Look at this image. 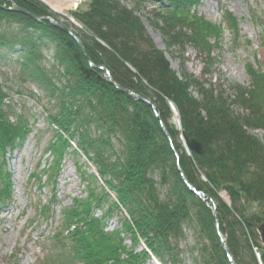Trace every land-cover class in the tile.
<instances>
[{
	"label": "trees",
	"instance_id": "obj_1",
	"mask_svg": "<svg viewBox=\"0 0 264 264\" xmlns=\"http://www.w3.org/2000/svg\"><path fill=\"white\" fill-rule=\"evenodd\" d=\"M85 1L86 8L70 11L78 24L74 25L41 0H0V60L15 67L14 80L44 107L52 133L45 148L49 159L29 175L36 188L49 189L40 217L47 220L54 215L55 185L66 156L81 153L99 178L75 163L85 196L73 197L61 207L58 230L50 240L41 238L56 251L49 261L147 264L149 253L136 250L142 240L160 262L182 264L181 243L185 228L191 227L192 264H231L228 255L235 264H264L257 230L264 223V137L251 133L264 130V73L248 65L250 84L232 87V98L215 80L186 73L181 58L184 46L190 44L208 59L203 75L208 74L211 43H219L223 33L221 24L191 13L198 0H166V6L161 3L149 15L166 47L180 49L181 74L155 45L135 8L122 0ZM133 1L140 5L141 0ZM12 4L26 13L10 10ZM32 15L52 17L71 28L84 53L67 32ZM226 20L237 38V19L228 13ZM101 66L115 84L147 98L154 109L118 89ZM11 89L0 82L1 208L11 199L5 153L31 130L24 107L9 97ZM235 105L245 112H236ZM182 133L200 141L204 151L183 147ZM99 180L103 185H97ZM186 182L211 198L216 217L209 201L201 200ZM99 208L102 212L97 216L94 209ZM117 213L119 228L106 230Z\"/></svg>",
	"mask_w": 264,
	"mask_h": 264
},
{
	"label": "rangeland",
	"instance_id": "obj_2",
	"mask_svg": "<svg viewBox=\"0 0 264 264\" xmlns=\"http://www.w3.org/2000/svg\"><path fill=\"white\" fill-rule=\"evenodd\" d=\"M41 1L45 2L53 12L67 18L74 25L78 24L70 17V11L77 8L84 9L87 6L85 0ZM122 2L128 8H135L145 30L155 45L165 51L171 67L178 74L182 71V58L186 73L200 79L215 80L226 89V95L232 98L234 95L232 87L237 85L247 87L250 84V77L247 73L248 65L264 73V0H198V5L195 8L191 7V13L213 24H221L223 28L219 43L215 44L214 41L211 43L213 47L209 52L210 73L204 75V61L208 60L204 55H200L193 46L188 44L182 49L183 55L179 58L180 49L178 47L173 50L168 49L159 31L151 24L149 15L161 3L166 6L168 4L166 0H141L139 6H136L133 0H122ZM228 13L237 19V38L228 27L226 20ZM46 54L50 57V53ZM15 71V67L9 62L0 60V82L5 88H12L8 93L9 97L15 101V104L24 107V113L29 116L31 130L14 150L8 149L5 153L4 166L10 176L11 202L0 209V264H53L49 261V257L56 251L46 243H42L41 238L50 240L53 231L58 230L61 207L68 206L73 197L85 196V183H82L75 163L82 165V170H85L87 174H93L97 178L98 175L95 166L81 153L66 156L62 160L61 171L55 185L58 204L55 206L54 215L47 220L40 217L39 209L50 196L49 189L48 186L42 189L36 188L30 181L29 175L38 167L43 168L49 159L48 157L45 159V148L52 133L46 125L44 107L32 99L27 94V89L19 86V82L14 80ZM25 84L36 94H41L34 85ZM16 90H21L23 94L16 93ZM233 109L238 113L245 112L237 105L233 106ZM176 115L175 113L174 124H177ZM251 133L261 140L264 137V130H251ZM181 138L179 139L180 144L188 149L183 136ZM72 147H75L74 142H72ZM70 151L72 150L69 149ZM97 185H103L102 181L99 180ZM107 191L112 199H116L112 191L108 189ZM220 195L226 202H229L224 192ZM106 207L107 203L104 205V208ZM101 212V208L94 209L97 216H100ZM120 216V213H117L108 221L107 230L119 228ZM193 236V229L186 227L185 239L181 243L182 264H192L188 248L192 244ZM124 241L127 247L131 246L129 237L125 236ZM142 248L143 245L140 243L136 250ZM228 258L230 259V256ZM147 263L155 264L149 260ZM157 264L165 263L158 261Z\"/></svg>",
	"mask_w": 264,
	"mask_h": 264
},
{
	"label": "water",
	"instance_id": "obj_3",
	"mask_svg": "<svg viewBox=\"0 0 264 264\" xmlns=\"http://www.w3.org/2000/svg\"><path fill=\"white\" fill-rule=\"evenodd\" d=\"M2 8H5L4 6H1ZM10 10L12 11H19V12H25V10H23L22 8L12 4V6L9 8ZM33 17L37 18V19H45V20H48L50 21L54 26L60 28L61 30L67 32L69 35H71L77 42V44L79 45L81 51L84 53V48H83V44H82V41L81 39L73 32V30L69 27H67L64 23H62L61 21H58L52 17H37V16H34L32 15ZM100 68L102 69H105L103 66H101ZM106 70V69H105ZM107 74H108V80L112 83V84H115L113 79L111 78V76L109 75L108 71L106 70ZM115 86L120 89L121 91L125 92V93H128L130 96H132L133 98H135L136 100H139V101H143L147 104H149L153 109H154V106L153 104L145 97L141 96L140 94L134 92V91H131V90H128V89H125V88H122L120 87L119 85L115 84ZM157 114V113H156ZM164 132H166L165 128L162 126ZM182 136H183V139L185 141V144L186 146L188 147V149L196 152V153H202L204 151V147L202 145V143L200 141H198L197 139L195 138H192V137H188L185 133H182ZM188 184V183H187ZM191 190L194 191V188H191ZM200 198L201 200H206V198H209L206 194H204L203 192H200V191H196L195 192ZM211 200V199H210ZM212 202V205H211V210L213 212V216L216 217V205L214 204V202L211 200ZM258 233L260 235V238H261V241L264 245V223H261L258 228ZM220 241L224 247V249L226 250V246H225V238L223 236H220Z\"/></svg>",
	"mask_w": 264,
	"mask_h": 264
},
{
	"label": "bare ground",
	"instance_id": "obj_4",
	"mask_svg": "<svg viewBox=\"0 0 264 264\" xmlns=\"http://www.w3.org/2000/svg\"><path fill=\"white\" fill-rule=\"evenodd\" d=\"M44 1H47V0H44ZM45 3V2H44Z\"/></svg>",
	"mask_w": 264,
	"mask_h": 264
}]
</instances>
